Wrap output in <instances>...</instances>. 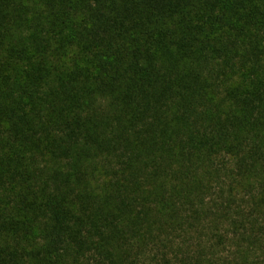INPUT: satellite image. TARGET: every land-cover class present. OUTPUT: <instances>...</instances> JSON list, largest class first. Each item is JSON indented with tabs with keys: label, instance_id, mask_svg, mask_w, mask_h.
I'll return each instance as SVG.
<instances>
[{
	"label": "trees",
	"instance_id": "16d2710c",
	"mask_svg": "<svg viewBox=\"0 0 264 264\" xmlns=\"http://www.w3.org/2000/svg\"><path fill=\"white\" fill-rule=\"evenodd\" d=\"M0 264H264V0H0Z\"/></svg>",
	"mask_w": 264,
	"mask_h": 264
}]
</instances>
